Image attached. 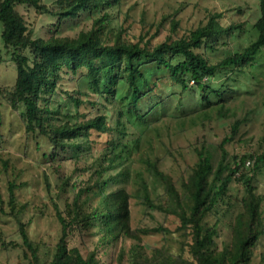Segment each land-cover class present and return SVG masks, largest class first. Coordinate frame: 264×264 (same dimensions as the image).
<instances>
[{
    "label": "trees",
    "instance_id": "1",
    "mask_svg": "<svg viewBox=\"0 0 264 264\" xmlns=\"http://www.w3.org/2000/svg\"><path fill=\"white\" fill-rule=\"evenodd\" d=\"M251 1L245 0V7H206L203 18L180 35L176 33L178 22L172 19L170 35L152 43L141 34H131L113 15L111 9L119 0H55L56 8L50 12L61 21L80 12L91 18V26L73 37L31 35L16 5L45 11L41 0H0L1 38L5 47L12 48L16 67L8 101L18 110L28 132L48 139L49 152H43L44 160L59 178L58 189L71 193L62 208L55 204L60 234L49 264H109L97 253L115 250L122 238L135 242L127 251L118 248L115 259L119 263L126 255V264H255V251L264 247V192L259 191L264 146L228 153L224 144L231 141L241 119L232 121L231 133L219 143L196 147V159L187 176L179 177V185L159 167L160 157L140 154L147 176L136 170L134 177L132 168L133 155L139 152L150 126L138 110L139 100L152 88L143 65L163 67L181 91L196 93L198 105L192 118H226L230 109L226 77L238 86V75L248 74L264 49V0ZM79 69L85 70L90 91L75 87L67 93L79 104L85 100L90 111L95 105L100 109H95L96 114L77 111L75 116L58 121L61 110L53 104L52 94L64 72ZM121 82L129 93L118 98ZM115 98L127 100L112 107ZM114 109L116 114L111 117ZM94 132L99 137L97 145ZM62 162L65 164L61 166ZM131 183L135 193L128 189ZM133 195L143 204L144 214L153 216L157 209L176 218V229L182 235L178 251L164 245L154 246L150 253L145 251L137 229H146L131 224ZM9 206L22 244L30 252L29 264H38L41 242L28 237L26 223L18 217L12 184ZM85 228L94 242L83 249ZM152 228L164 230L162 225ZM0 236L5 243L2 230ZM75 237L80 240L77 244ZM259 255L256 264H264V251Z\"/></svg>",
    "mask_w": 264,
    "mask_h": 264
},
{
    "label": "rangeland",
    "instance_id": "2",
    "mask_svg": "<svg viewBox=\"0 0 264 264\" xmlns=\"http://www.w3.org/2000/svg\"><path fill=\"white\" fill-rule=\"evenodd\" d=\"M41 2L45 5V11L27 4L16 5L33 37H48L51 34L73 37L79 30L91 26V18L85 12H80L73 19L66 18L61 21L58 15L50 12L56 8L55 0ZM251 3L249 0V4ZM236 4L246 6L245 0H119V4L113 6L111 12L127 25L131 34L136 36L141 34L152 43H157L170 35L172 19L178 22L176 33L180 35L203 18L206 7L224 9L234 7ZM250 13L253 14L252 11ZM116 21L114 19L113 23ZM1 29L0 21V230L4 232L6 239L3 243L0 236V264H29L31 261L30 252L25 250L18 233L17 221L10 212V184L18 217L26 223L28 237L41 242L37 251L38 264H49L54 243L60 234L55 204L62 208L64 200L69 199L71 193L58 189L59 178L53 172L50 163L44 160L43 152H49L48 139L28 132L18 110L13 109L8 101V93L16 77V67L12 60V48L3 44ZM26 53L30 55L28 51ZM257 60V65L248 70V74L238 75V86H235L236 82L231 77H226L229 90L225 96L230 98L228 116L203 121L199 117L192 118L194 115L192 111L198 105L195 102L194 91V93L181 91L180 86L169 78L168 71L163 67L153 63L143 65L148 79L152 81V88L139 100L138 110L147 118L150 126L141 139L139 152L133 155V176L137 177L136 170L147 176L145 163L140 154L150 158L157 156L160 157L159 167L170 173L179 185V177L187 176L189 166L196 159V147L203 145L208 148L212 143H219L223 137L231 133V123L235 119L241 120L231 141L224 144L228 153L260 150L264 146V49L258 54ZM244 84V87L240 86ZM75 87L90 91L84 69L76 72L67 70L58 81L52 94L53 104L59 105L61 110L58 121L60 117L65 120L75 116L77 111L87 114L98 113L95 109L97 107L100 109V106L95 105L97 107L90 111V105L85 100L79 104L69 96L67 92L72 93ZM127 93H129L127 85L123 82L118 84L116 93L118 98ZM75 96L80 97V94L75 92ZM89 97L95 98L92 95ZM126 100L115 98L114 103L110 105L117 107ZM115 114V109L111 110V117ZM92 138L97 145L98 134L94 132ZM105 139L104 135L101 141L104 142ZM213 156L214 159L217 157L216 151ZM226 159L230 160V155H227ZM62 164L63 162L61 166ZM70 169L71 165H68L67 172ZM259 180V191L264 192V174L259 175ZM134 186L133 183L128 186L132 193H135ZM151 195L155 197L154 192ZM130 206L132 227L146 229V231L137 229L145 251L150 253L154 246L161 245L172 251L179 250L182 235L176 229L178 222L172 214L164 215L157 209L154 210L153 216L144 214V206L135 195L130 198ZM158 225L164 226V230L152 228ZM83 237L85 241L82 248L92 247L94 238L90 237L86 228L83 230ZM73 241L77 244L80 240L75 237ZM133 242L135 240L131 238H122L115 250L106 253L98 251L97 255L109 264H126L124 260L126 255L120 263L115 257L120 246L127 251ZM24 250L27 255H24ZM261 251H264V247L255 251L253 258L255 264L260 258Z\"/></svg>",
    "mask_w": 264,
    "mask_h": 264
}]
</instances>
